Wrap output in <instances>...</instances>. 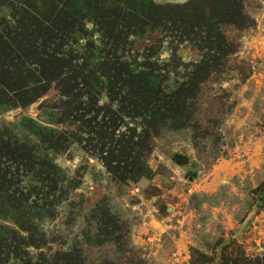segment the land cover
I'll return each instance as SVG.
<instances>
[{"label":"rangeland","instance_id":"1","mask_svg":"<svg viewBox=\"0 0 264 264\" xmlns=\"http://www.w3.org/2000/svg\"><path fill=\"white\" fill-rule=\"evenodd\" d=\"M34 1L0 0V188L31 193L0 199V264H264V0L84 8L54 64L21 21ZM102 61L141 72L146 110L120 111Z\"/></svg>","mask_w":264,"mask_h":264},{"label":"trees","instance_id":"2","mask_svg":"<svg viewBox=\"0 0 264 264\" xmlns=\"http://www.w3.org/2000/svg\"><path fill=\"white\" fill-rule=\"evenodd\" d=\"M54 1L56 2V4H55V7L54 5L52 6L53 10L51 6H47L48 2L46 0H42V4L40 5L41 9L39 8L37 9V7H34V10L37 9L34 12V14L33 13L26 14L27 16L22 15L21 17V21L26 22V29L30 28L29 33H33L34 31H37L40 33L38 35L39 37L35 39V42L38 41L34 45L36 49L35 56L42 60H44L45 58L46 60L53 58L51 64H54L56 61H59V62L61 61V60H58V56H59L58 54H60L61 52L54 50L52 52V55L48 56V52H47L48 44L49 43L54 44L55 41L57 42L60 39L63 40L62 37L70 36L72 33L76 32V28L74 26L73 21H74V18L77 16V14H80V10L84 8L86 9L90 8L93 11H96L97 16L99 17L101 16L100 18H102V17L112 16L114 13H112L110 10L114 12H120L119 15H121L122 11H119V9H120V6L122 5H120V3H123L124 7L127 8L126 11L123 10L125 13L137 11V12H140L146 15L147 18H150L156 23H160L157 21H162L163 19L166 18V16H163L164 7L158 4L157 5L152 4L148 0H140L139 3H137L136 0H99L101 6L97 8L91 6L87 2V0H67L68 4L70 5L69 6L70 9L65 11L63 15L59 17H55L52 11H54V9L56 8L58 4L57 3L58 0H54ZM59 18H60V21H62L60 24H58ZM115 20L116 19L113 18V21ZM12 21H13V25H17L15 20H12ZM120 21H124L123 24L127 23L125 16H122L120 18ZM3 37H4V34L1 33L0 34V47H1ZM10 37H13L12 30L10 32ZM16 38L18 37H15L14 41H16ZM23 42L24 40H21V42H19V46H21ZM15 45L18 47L17 43H15ZM4 49H5V46H4ZM100 62H95V63L99 64ZM91 63L93 65L95 64L93 62ZM102 63L103 64L99 66V69L107 78L108 95L110 96L111 100L114 99L116 96L118 97V103H119L118 105L120 106V111H126V113H130V111H132L133 109H136V112H140L141 110L142 111L146 110L147 106H144L143 104L144 96L146 98L152 97L153 99L156 94L151 93L149 91L150 88L145 86L146 83L144 84L143 87L141 86L142 83L144 82V79H143L144 77H142L141 72L139 71L136 73V70L131 68L128 62L127 63L122 62L120 65V68L117 69V71L116 70L111 71V67L107 65V61H102ZM42 65H43V70L41 72L45 75V78H44L45 80L50 81L54 79V77L58 76L61 66L57 68V66L55 65L51 70H49L48 66H47V69H45L44 62L42 63ZM122 72H125L126 75L129 76L130 78L127 79L126 77L124 79L123 77L125 75L122 74ZM84 80L85 82L89 84L88 78H84ZM123 80L125 82H123ZM126 81H127V84H126V89H125ZM128 81H130L132 84H129ZM117 84L120 85L119 88H122L121 92L119 93H117L116 91ZM8 88L13 89L11 88L10 85L8 86ZM8 88L6 86H4V88L3 86L0 87V105H9L8 101L11 98L9 97V94H8L9 93V91L7 90ZM156 98H157V103L159 104V98L158 97ZM1 152H2V147L0 145V153ZM8 153L12 154L13 156L16 155L15 151H8ZM4 157L5 156H3L2 158ZM6 175L7 177L10 176V174H7V173ZM10 192L14 196H16L17 194H21L22 203L28 206L27 204L30 201L29 197L31 196L29 195L31 194L30 192L24 195L22 192H19L16 189L12 191L11 189L0 188V199H2L5 196V194H9ZM19 201H21L20 198H19Z\"/></svg>","mask_w":264,"mask_h":264},{"label":"crops","instance_id":"3","mask_svg":"<svg viewBox=\"0 0 264 264\" xmlns=\"http://www.w3.org/2000/svg\"><path fill=\"white\" fill-rule=\"evenodd\" d=\"M154 218H153V216H149L148 217V219L143 223V224H141L140 225V227H142V226H144L145 228H148V230H149V228H151L152 230H154L152 227H151V223H150V221L151 220H153ZM165 219H166V217H165ZM156 220V219H155ZM158 222L160 223V222H163V221H161V220H158ZM138 234V233H137ZM138 238H141V236H139V235H136ZM150 233L148 234V238H150Z\"/></svg>","mask_w":264,"mask_h":264}]
</instances>
